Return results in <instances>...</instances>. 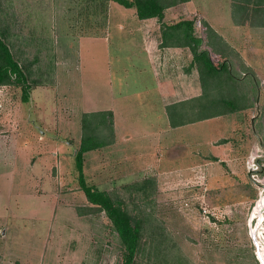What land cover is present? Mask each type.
Returning a JSON list of instances; mask_svg holds the SVG:
<instances>
[{
	"label": "rangeland",
	"instance_id": "1",
	"mask_svg": "<svg viewBox=\"0 0 264 264\" xmlns=\"http://www.w3.org/2000/svg\"><path fill=\"white\" fill-rule=\"evenodd\" d=\"M232 1L192 3L204 9L218 35L237 45L242 39L232 33ZM166 17L164 24L192 18L196 35L205 32L203 22L198 24L202 15L190 7L171 9ZM152 25L140 27L135 10L114 1L0 0V36L28 82L44 83L46 89L34 86L36 93L23 103L19 86L0 87V144L9 148L15 139L25 141L27 170L35 161L43 163L42 173L29 172L28 184L0 179V264H121L118 237L103 211L89 209L94 207L79 187L74 160L82 115L112 111L114 104L132 122L130 129L118 125L117 132L131 136L126 156L133 158L112 151L114 134L112 144L84 155L83 174L87 185L122 200L141 220L135 264L264 263V204L256 209L264 198V110L253 127L257 106L238 113L232 132L193 127L198 139L217 133L203 147L181 146L194 134L173 129L169 161L164 135L139 142L136 131L149 126L153 108L163 106L166 112L185 97L177 63L172 85L163 84L162 77L156 86L151 57L143 51L145 41L156 45L158 29ZM206 39L204 50L223 52L217 37L211 44ZM160 46L164 58L167 51ZM236 89L223 78L211 80L205 89L211 96L189 101L188 107L195 110L218 96L232 99Z\"/></svg>",
	"mask_w": 264,
	"mask_h": 264
},
{
	"label": "trees",
	"instance_id": "2",
	"mask_svg": "<svg viewBox=\"0 0 264 264\" xmlns=\"http://www.w3.org/2000/svg\"><path fill=\"white\" fill-rule=\"evenodd\" d=\"M100 4L114 1L125 9H134L139 20L156 19L160 23L162 45L167 47H185L192 54L193 62L191 67L197 69L203 94L201 97L189 101L200 102L211 94L205 95V89L212 80L228 81L236 84V93L233 98L206 100L205 104L194 108H189V101L178 102L166 107L169 124L171 127H179L224 116L230 113L242 111L254 107V100L257 88L254 82L249 87L236 78L235 74L229 72V66L215 64L213 58L209 56L207 50L201 49L202 39L195 36L194 22L192 20H180L173 24H164L165 11L176 5L186 3L189 0H94ZM235 3L234 13L241 14L242 17H261L264 19V0H233ZM14 83L21 88V101L28 102L30 91L35 84H30L24 69L14 59V56L0 36V87ZM213 85V82L212 84ZM220 91L218 92V94ZM250 96L252 100H248ZM201 109V110H200ZM200 110L202 112H197ZM103 131L105 133H103ZM104 134V135H103ZM113 115L111 111L84 113L81 117V137L78 148L74 155L75 168L78 173V183L81 191L89 204L98 211H103L111 223L112 229L118 237L122 247L121 264H135L136 257L141 250L142 222L133 216L125 207L124 202L118 198H112L107 192L100 191L85 182L83 174L84 155L91 151H98L114 141ZM148 182L141 183V187Z\"/></svg>",
	"mask_w": 264,
	"mask_h": 264
},
{
	"label": "crops",
	"instance_id": "3",
	"mask_svg": "<svg viewBox=\"0 0 264 264\" xmlns=\"http://www.w3.org/2000/svg\"><path fill=\"white\" fill-rule=\"evenodd\" d=\"M234 5H235L234 1L230 2L229 4V7L231 9L230 14L232 17L231 23L233 25L232 33L236 39H242L237 45L232 44L230 39L222 38L220 35H218L213 24L207 19L204 9L201 6L195 7L194 4L192 3V0H189L186 3L176 5L174 7H171L165 11L163 21L167 19L166 14L169 10L180 7V6L181 7L184 6L185 8L190 7L194 12L201 14L203 21H198V24L199 23L201 24V22H203V27L205 28L204 30L205 32H203V36L201 34L196 35V33H195V36L201 38L202 42H204V37L206 38V35H207V39L208 37L211 38L210 44L212 43L213 36L217 37L223 49L221 50L223 52L210 51L211 49L207 50L211 58L213 57L214 59V56L218 58V63H215V64L218 65L220 63L223 64L225 62L229 66V72L235 74L238 80L243 81L244 83L247 82L249 87H251L252 83L254 82L257 88V94L254 100L253 108H248L242 111L230 113L228 116H224V118L223 116L214 117L211 119L191 123L190 125L187 124V125L179 126L175 128L171 127L170 124L168 123L169 120H168L167 113L165 112V108L162 109L163 106H159L158 108L154 104L156 107L152 109L153 110L152 114H150L149 116L150 124L147 121V124H149V126L146 124L148 127H145L143 130L136 131V133L139 135V142H142V143L148 142V144L150 142L149 140L151 139V136H150L151 134L154 135L155 133L156 134L158 133L160 135H164L163 144H164V149H165L164 152L166 153V156L168 157L167 161H169V159L171 160L170 155H169V150L171 149V145H172L170 142V136L172 135L173 129H175V131L177 132H179V130L184 131V129H189L187 130L189 134H194L193 136L190 135V138L187 141H185V143H183L181 146L190 145V147H195L198 145L200 146L202 145L203 147L205 144V141H210L212 137H216L217 133L214 135L208 134V137H203V138L198 139L196 138V135L194 132L195 129L193 127H196V129L198 130L199 129L197 128L198 125H202V126L207 125L208 127H210L209 125H211V127H214V128L215 126H218L221 133H223L226 129H228L229 132H232L235 130V127L237 125L236 123H237V119H239L238 117L239 112L246 114L247 111L256 109V106H257L258 109H257L256 115H258L257 116L258 118L257 117L255 118L254 116L250 117L251 127L254 126L255 122H257V120H259V117H261L262 115V112L264 110V42H259V40H261L262 34H264V19L261 17H251V16L242 17L241 14L234 13L235 11ZM180 20H192V18L191 19L181 18L177 21L170 20L169 24L176 23ZM139 21L141 22L140 27L142 28L144 27L148 28L149 25L153 23L151 28L153 27L154 29L155 28L158 29L157 32H153L154 34L153 38L156 40L155 41L156 45L149 47L146 41L145 43H143L144 45L143 51L145 52V54H149L151 57V64L153 65L152 75L154 76L153 79L156 82V86L157 84L159 86L162 84L160 81L162 77L164 79L163 84H165L166 86L172 85L173 77L170 74V72L172 71L173 63H177L178 67L182 70L180 75L181 77L182 76L183 77L180 78V84L182 86L181 89L183 90L185 94V97H183V99H180L178 102H186V101L201 97L203 94V87H202V83H201L197 69H195L194 67L193 68L191 67V64L193 62V57H192L190 50L185 47L163 46L161 31H160V23L156 19H147V20H139ZM147 21H150V23L148 24ZM193 22H194V26H196L197 23H195V21ZM147 33H148V30H147ZM147 35L149 36V33ZM70 37L72 40H74L75 36L70 34ZM146 37L143 36L142 38L143 39L149 38V37L148 38ZM254 37H256L255 40H254ZM64 41L66 40L63 39L62 43ZM259 43H260V47L254 45V44L259 45ZM160 44H161L160 47H162L163 49H166L167 51V52H164L165 53L164 58H162V51H160L159 49ZM201 46H202L201 48L203 49V44ZM182 64L185 66H182ZM161 71H164L163 76H162ZM38 76L41 77V73H38ZM35 87L36 89L41 88V89L46 90L44 83H35ZM36 89H32L30 91L29 97L34 95V93H36L34 92L36 91ZM247 97L249 101L252 100L250 93H249V96ZM156 101H158V99ZM110 109L112 110L111 112H112L113 120H114L113 130L115 134V143L112 146L114 147L112 148L113 149L112 151L114 152L117 151V153H119V158L123 156L124 159H127V161H130L133 157H129L126 155L128 152L127 149L130 147L129 144H131L129 143L131 141V136L130 135L119 136L117 132V128H118V125L120 124H123L124 126L129 128L132 122H129V119H130L129 115L125 113L122 114V112L117 111L115 104L114 106L111 105ZM165 123H167V126L165 129H163L162 127L165 126ZM159 127H161L163 130H160ZM199 131H203V130L199 129ZM221 133L219 135H221ZM128 134H130V131ZM222 137L225 139L224 134ZM224 143L226 144V142ZM24 145H25V141H22L20 139H15L13 143V147L9 146V148H6L4 144H0V152L3 151L2 153H0V179L2 178L5 181L7 180L10 183L11 181L16 182V181H19L20 179L24 181V183L26 182L28 184L30 171L34 173V175H37L43 172V163L39 164L37 161L33 162V164L31 165L29 164L30 168L29 170H27L28 166L26 165V161H25L26 159L24 157L26 155V148H23ZM151 146H153V144ZM148 149H146V152L144 155L145 160L148 157ZM123 150L124 152L122 153L121 151ZM136 157L140 158L141 156L140 154H138ZM151 157H152V153H151ZM48 165L50 164L48 163Z\"/></svg>",
	"mask_w": 264,
	"mask_h": 264
},
{
	"label": "bare ground",
	"instance_id": "4",
	"mask_svg": "<svg viewBox=\"0 0 264 264\" xmlns=\"http://www.w3.org/2000/svg\"><path fill=\"white\" fill-rule=\"evenodd\" d=\"M262 204H264V198H262L261 201L258 203V206H257L256 209L258 210L259 207H262V206H261ZM257 210H256V211H257ZM257 212H258V211H257ZM260 235H262V234H260ZM263 264H264V263H263Z\"/></svg>",
	"mask_w": 264,
	"mask_h": 264
}]
</instances>
